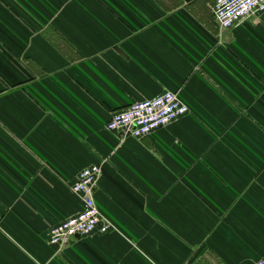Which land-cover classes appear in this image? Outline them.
I'll list each match as a JSON object with an SVG mask.
<instances>
[{"label": "crops", "instance_id": "1", "mask_svg": "<svg viewBox=\"0 0 264 264\" xmlns=\"http://www.w3.org/2000/svg\"><path fill=\"white\" fill-rule=\"evenodd\" d=\"M216 0H0V264H257L264 256V12ZM166 91L141 139L112 115ZM116 230L55 246L80 172Z\"/></svg>", "mask_w": 264, "mask_h": 264}, {"label": "built area", "instance_id": "2", "mask_svg": "<svg viewBox=\"0 0 264 264\" xmlns=\"http://www.w3.org/2000/svg\"><path fill=\"white\" fill-rule=\"evenodd\" d=\"M214 17L223 28H233L254 13L264 12V0H216ZM189 113V107L179 93L166 91L156 96L132 103L115 112L107 123L111 132L141 139L146 135L167 127ZM102 174L100 164L85 167L79 174L72 191L80 198L82 210L52 226L49 242L61 246L76 236L89 237L116 230L114 223L100 210L94 196L95 187ZM1 222V218H0ZM257 264H264V256Z\"/></svg>", "mask_w": 264, "mask_h": 264}, {"label": "water", "instance_id": "3", "mask_svg": "<svg viewBox=\"0 0 264 264\" xmlns=\"http://www.w3.org/2000/svg\"><path fill=\"white\" fill-rule=\"evenodd\" d=\"M76 237H78V238H79V237H81V236H79V235H78V236H76Z\"/></svg>", "mask_w": 264, "mask_h": 264}]
</instances>
